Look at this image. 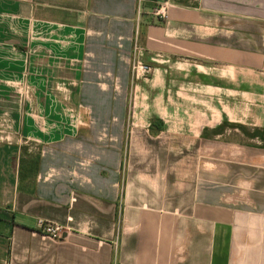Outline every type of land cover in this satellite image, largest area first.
<instances>
[{"label": "crops", "instance_id": "obj_1", "mask_svg": "<svg viewBox=\"0 0 264 264\" xmlns=\"http://www.w3.org/2000/svg\"><path fill=\"white\" fill-rule=\"evenodd\" d=\"M0 81V264H264V0H0Z\"/></svg>", "mask_w": 264, "mask_h": 264}, {"label": "rangeland", "instance_id": "obj_2", "mask_svg": "<svg viewBox=\"0 0 264 264\" xmlns=\"http://www.w3.org/2000/svg\"><path fill=\"white\" fill-rule=\"evenodd\" d=\"M171 1L173 2L174 0H171ZM185 1L189 3L194 2V0H185ZM168 5L169 4H167L166 7ZM66 21L72 22L73 20L53 19V18L45 19L44 25L46 27V31H48L45 37L53 36L55 34L54 30L58 33H61L59 29L61 25L59 26L58 23H64ZM33 22L35 26L37 23L36 20H34ZM150 72H142V73L145 75H148L150 74ZM23 90L24 89L21 86V84L0 81V124L4 123V124L9 125L16 121L18 115L15 116L13 113L15 111H19V109L22 108L21 106L23 105L24 99L21 98V95H22ZM250 128H253V127H250ZM221 139L230 140V141H238L241 143L254 144V145L262 144L260 140L253 139V138L246 136L244 132L242 131V128L240 129V127L234 128L231 126H225V129L221 133Z\"/></svg>", "mask_w": 264, "mask_h": 264}, {"label": "trees", "instance_id": "obj_3", "mask_svg": "<svg viewBox=\"0 0 264 264\" xmlns=\"http://www.w3.org/2000/svg\"><path fill=\"white\" fill-rule=\"evenodd\" d=\"M163 21V20H162ZM225 126H231L234 128H242V131L244 132V134L250 138L253 139H258L262 142V144L260 145V147L264 148V128L261 127H247L243 124H238V123H232V122H227L224 121L222 124H220L218 127H216L215 129L212 130V132L214 134H221L223 132V130L225 129ZM152 130H160L163 129V121L162 120H158V119H153L150 125ZM208 133V129L206 128L203 132L204 135H207Z\"/></svg>", "mask_w": 264, "mask_h": 264}, {"label": "built area", "instance_id": "obj_4", "mask_svg": "<svg viewBox=\"0 0 264 264\" xmlns=\"http://www.w3.org/2000/svg\"><path fill=\"white\" fill-rule=\"evenodd\" d=\"M155 14L158 15L160 19H166L168 17V10L167 7L164 6L163 4L156 7L155 9ZM141 70L143 72H150L151 67L147 64L141 66ZM41 230L48 234L49 236L55 237V238H61L62 234V227L56 224H52L50 222H43L41 224Z\"/></svg>", "mask_w": 264, "mask_h": 264}]
</instances>
